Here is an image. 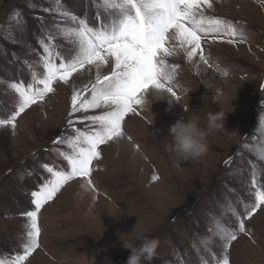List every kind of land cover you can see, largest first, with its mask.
I'll list each match as a JSON object with an SVG mask.
<instances>
[{"label": "rangeland", "instance_id": "374dc122", "mask_svg": "<svg viewBox=\"0 0 264 264\" xmlns=\"http://www.w3.org/2000/svg\"><path fill=\"white\" fill-rule=\"evenodd\" d=\"M59 4L62 11L98 23L94 0ZM57 6V0H0V118L14 110L17 99L8 85L27 84L33 72L39 78L43 71L39 41L47 42L57 24L71 26L58 12L45 11ZM16 12L19 22L13 19ZM206 14L242 24L246 40L233 44L228 37L213 40L211 34H201L207 64L200 60V50L191 61L179 47L166 57L168 64L179 65L173 86L180 99L166 90L147 92L151 103L125 117L123 136L100 147L92 186L76 177L43 206L38 214L40 247L25 264H124L130 250L120 246L121 238L141 227L159 240L150 264H211L222 256L213 221L219 218L223 227L235 230L237 217L231 209L244 217L245 205L255 202L253 163L257 178L264 180V161L243 147L264 111V6L258 0H213ZM56 43L68 55L71 45L59 38ZM112 66H104L102 74ZM94 79L95 69L85 68L68 84L56 82L54 92L17 117L14 130L0 127V259L22 254L28 218L21 213L34 210L31 193L51 178L43 165L67 169L57 149H70L53 142L75 135L67 124L71 96ZM99 111L73 113L71 119L85 130L91 122L84 117ZM218 112L225 114L224 124L207 137V155L174 161L167 151L169 125L196 115L205 127L209 114ZM154 174L159 179L153 180ZM244 218L246 231L228 249L230 264H264V208Z\"/></svg>", "mask_w": 264, "mask_h": 264}, {"label": "snow or ice", "instance_id": "6c2138e0", "mask_svg": "<svg viewBox=\"0 0 264 264\" xmlns=\"http://www.w3.org/2000/svg\"><path fill=\"white\" fill-rule=\"evenodd\" d=\"M97 7L98 23L91 25L86 18H80L67 10L57 0V7L45 9L56 11L62 21H71L70 27L56 25L55 34H47V42L39 41L43 54L39 64L43 71L39 78L32 73V82L10 83L8 86L17 96L14 110L0 118V127L16 128V119L27 108L42 102L46 95L55 91L56 82L68 84L74 73L85 68L95 69L94 82L83 91L74 90L71 96V111L67 121L74 136L57 137L53 143L67 144L70 151L57 149V154L67 162V169L56 170L48 164L43 165L51 178L33 191L31 203L34 210L21 213L28 218L25 225L27 240L22 254L11 259H0V264H25V261L40 247L41 229L38 214L43 206L53 199L56 193L76 177L90 179L93 161L100 159V147L109 141L123 136V121L130 113H137L142 97L150 90H166L172 97H180L174 90L173 82L179 65H170L166 57L175 54L179 47L192 60L200 50V60L205 64L207 58L201 48V34H211L213 40L228 37L229 43L246 40L244 26L237 22L206 14L213 8V0H94ZM264 6V0H258ZM20 13L13 19L19 22ZM103 17V18H101ZM57 38L63 39L71 47L64 55ZM168 45V46H166ZM112 63V70L104 75L101 69ZM31 68L32 65H29ZM227 73L225 72V75ZM100 110L99 114L85 116L91 123L85 130L76 128L71 116L77 112ZM250 139H253L251 135ZM248 143L243 147L247 149ZM138 147V145H137ZM226 160L225 163H230ZM153 180L159 179L157 175ZM251 189L255 202L245 205L244 217L250 219L258 209L264 208V180L257 178L256 165L253 164ZM231 208V206H230ZM238 227H223L219 238L223 254L215 257L211 264H230L228 249L237 239L238 233L246 231L245 218L237 215ZM211 231V229H209ZM205 264L209 262L205 261Z\"/></svg>", "mask_w": 264, "mask_h": 264}, {"label": "clouds", "instance_id": "9594fccd", "mask_svg": "<svg viewBox=\"0 0 264 264\" xmlns=\"http://www.w3.org/2000/svg\"><path fill=\"white\" fill-rule=\"evenodd\" d=\"M150 100L147 93L142 97L141 107L148 105ZM225 114L218 112L209 114L207 124L201 127L199 118L193 115L191 118L177 119L169 125L168 136L170 142L167 145V151L176 162L187 161L189 159H200L207 155L210 145L207 137L214 130L223 126ZM247 150L258 160L264 161V111L258 116V121L254 128L253 139L248 143ZM214 235H219L223 225L219 218L213 221ZM135 228L133 226L132 232ZM121 238L120 246L125 250H130L124 264H150L157 256L159 240L147 234L141 227L135 230L131 237ZM208 239V238H204ZM143 258V259H142Z\"/></svg>", "mask_w": 264, "mask_h": 264}, {"label": "trees", "instance_id": "16d2710c", "mask_svg": "<svg viewBox=\"0 0 264 264\" xmlns=\"http://www.w3.org/2000/svg\"><path fill=\"white\" fill-rule=\"evenodd\" d=\"M8 29H10L9 27H7ZM5 41H8V39H5ZM31 82H32V76H31ZM254 164V163H253ZM171 264V263H170Z\"/></svg>", "mask_w": 264, "mask_h": 264}]
</instances>
